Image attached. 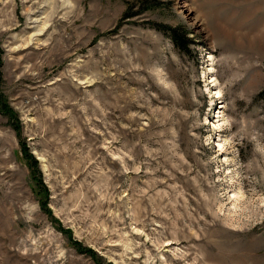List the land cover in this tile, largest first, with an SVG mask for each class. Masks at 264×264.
Returning a JSON list of instances; mask_svg holds the SVG:
<instances>
[{
	"label": "rangeland",
	"instance_id": "1",
	"mask_svg": "<svg viewBox=\"0 0 264 264\" xmlns=\"http://www.w3.org/2000/svg\"><path fill=\"white\" fill-rule=\"evenodd\" d=\"M0 48V264H264V0H0Z\"/></svg>",
	"mask_w": 264,
	"mask_h": 264
},
{
	"label": "trees",
	"instance_id": "2",
	"mask_svg": "<svg viewBox=\"0 0 264 264\" xmlns=\"http://www.w3.org/2000/svg\"><path fill=\"white\" fill-rule=\"evenodd\" d=\"M174 42L177 44V46L180 48V49H184L183 48V45L181 44V39H179L177 36L174 38ZM184 51V50H183ZM2 54H3V51L1 50L0 48V79L2 78V72H1V67H2ZM90 254L93 255V251L92 250H89L88 251ZM99 264H102V263H99Z\"/></svg>",
	"mask_w": 264,
	"mask_h": 264
}]
</instances>
